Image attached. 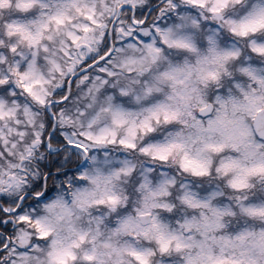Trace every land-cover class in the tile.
I'll use <instances>...</instances> for the list:
<instances>
[{
  "label": "snow or ice",
  "instance_id": "1",
  "mask_svg": "<svg viewBox=\"0 0 264 264\" xmlns=\"http://www.w3.org/2000/svg\"><path fill=\"white\" fill-rule=\"evenodd\" d=\"M0 264H264V0H0Z\"/></svg>",
  "mask_w": 264,
  "mask_h": 264
}]
</instances>
